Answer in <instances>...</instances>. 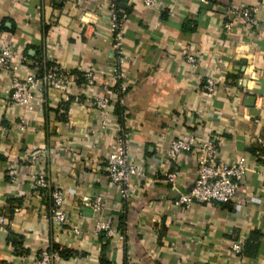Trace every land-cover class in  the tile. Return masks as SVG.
Returning <instances> with one entry per match:
<instances>
[{"label":"crops","instance_id":"crops-1","mask_svg":"<svg viewBox=\"0 0 264 264\" xmlns=\"http://www.w3.org/2000/svg\"><path fill=\"white\" fill-rule=\"evenodd\" d=\"M109 3L0 0V44L15 50L16 74L58 65L72 80L66 92L49 88L36 94L22 133L10 74L0 73V264H32L42 251L57 252L55 264H264V0H157L151 9L143 0H122V67L130 83L125 107L113 97L103 123L90 100L113 83ZM231 3L258 7L259 25L235 20L226 32ZM187 46L198 58L195 67L185 61ZM89 70L94 87L85 86ZM211 76L217 83L210 94L204 84ZM122 122L131 133L132 161L147 174L133 182L125 207L105 170ZM183 132L211 140L227 163L245 161L247 174L231 203H178L196 177L191 153L177 163L166 156ZM36 147L50 152L47 172L65 195L64 225L52 220L49 194L32 190V176L40 169L23 157ZM14 159L20 160L19 176L11 183L7 170ZM99 196L102 218L126 226V249L95 235L97 215L83 200ZM236 240L254 243L255 255L236 254L231 249Z\"/></svg>","mask_w":264,"mask_h":264},{"label":"built area","instance_id":"built-area-1","mask_svg":"<svg viewBox=\"0 0 264 264\" xmlns=\"http://www.w3.org/2000/svg\"><path fill=\"white\" fill-rule=\"evenodd\" d=\"M122 0H110L108 6L109 30L114 52L115 67L112 69V85L104 84L100 88L103 96H95L90 100L91 106L97 110L99 117L106 123L112 111V99L116 97L117 103L124 108L126 104V94L128 93L130 79L122 64L126 60V52L123 44L124 21L121 18ZM204 2V0H202ZM133 3L134 0H129ZM157 0H143L145 7L151 9ZM170 12L172 11L169 10ZM173 12V11H172ZM259 9L255 6H245L237 8L232 3L227 9V20L223 25L226 32H231L234 21L241 20L246 25L256 27L259 25ZM16 53L11 45L0 44V73L10 74V91L12 102L21 109L17 129L24 133L31 113L34 111L36 94H42L49 88L66 92L71 84V73L58 65L45 68L42 75L37 70L26 75H17L18 67L15 66ZM187 64L195 67L198 63L197 56L192 48L187 46L184 51ZM85 86L94 87L96 85L94 71L89 70L84 74ZM214 76L207 78L204 90L213 93L216 89ZM132 137L129 129L119 123L114 133L112 149L105 159V170L108 184L119 189V195L124 207L129 204L133 192V182H142L146 179L145 168L135 164L131 158ZM184 153L193 155L196 165V177L189 193L182 195L178 203L191 205L200 203L204 205L231 203L238 195L241 183L247 174V167L243 159L234 163H227L220 158L216 145L209 139H197L195 134L183 132L178 134L170 144L167 152V159L172 163H177ZM50 158L48 149L36 147L31 152L24 155L23 160L39 167V171L32 176V190L35 194L43 197L47 192L50 197V214L52 220L57 225H64L68 220L65 210V195L60 187H55L47 172V164ZM20 160L14 159L7 170V176L11 183L15 182L19 176ZM177 173L168 175V181L174 183ZM83 202L90 206L95 213L96 221L94 226L95 235H104L108 239L116 240L127 248L129 239L127 238L126 226L116 227L110 219H104L101 212L104 209L102 197H96L93 202L84 199ZM4 219L0 217V224ZM75 234H80L78 229ZM231 249L238 255H242V242L236 240L231 243ZM60 258L57 252L42 251L32 264H55ZM123 264H130L125 261Z\"/></svg>","mask_w":264,"mask_h":264},{"label":"trees","instance_id":"trees-1","mask_svg":"<svg viewBox=\"0 0 264 264\" xmlns=\"http://www.w3.org/2000/svg\"><path fill=\"white\" fill-rule=\"evenodd\" d=\"M43 67H46V68H49V67H51V66H48V65H44ZM44 69H39L38 70V72H39V74L40 75H42L43 74V71ZM43 71V72H42ZM120 109H122V107L120 108ZM123 123V122H122ZM49 200H50V197H49ZM51 205V204H50ZM260 237V234L259 233H254L253 234V239H258ZM242 247H243V250H242V254L243 255H248V256H250V257H253L254 255H255V253H256V245L254 244V243H250L249 241H247L245 244H242ZM60 256V255H59ZM61 257V256H60ZM104 260V259H103ZM103 264H107L106 262H102Z\"/></svg>","mask_w":264,"mask_h":264}]
</instances>
